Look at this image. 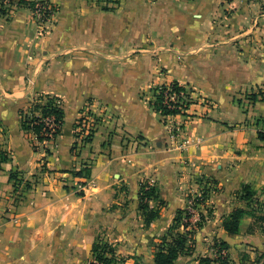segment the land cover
I'll return each mask as SVG.
<instances>
[{"label": "crops", "instance_id": "obj_1", "mask_svg": "<svg viewBox=\"0 0 264 264\" xmlns=\"http://www.w3.org/2000/svg\"><path fill=\"white\" fill-rule=\"evenodd\" d=\"M50 1L59 10L46 36L28 7L0 14V149L10 155L0 166V264H41L43 248L74 246L121 184L136 198L143 182L158 187L166 202L158 229L184 206L196 173L224 185L220 198L264 186V141L253 122L264 100L244 98L264 86V0H120L114 10ZM173 80L219 105L206 118L192 103L194 116L168 117L186 129V148L143 96ZM41 93L60 97L65 112L50 152L35 150L21 126V112ZM81 114L98 118L83 146ZM198 133L207 140L195 143ZM85 166L95 184L81 190L87 177L75 173ZM12 170L31 188L15 191Z\"/></svg>", "mask_w": 264, "mask_h": 264}, {"label": "rangeland", "instance_id": "obj_2", "mask_svg": "<svg viewBox=\"0 0 264 264\" xmlns=\"http://www.w3.org/2000/svg\"><path fill=\"white\" fill-rule=\"evenodd\" d=\"M93 1L97 2L96 0ZM56 13L51 17L52 22H45L41 15L34 14L32 11L31 19L33 22H31L35 25L38 35L46 36L51 31ZM156 86L160 85L151 86L149 93H144L143 96L147 100L151 97V89ZM193 89L190 95L194 101L192 104H196L193 107L197 106L199 109L195 115L206 118L208 117V113L211 110L217 109L219 105L205 95L199 94L197 89ZM255 90L257 91L254 92L258 93L261 97L260 99L264 100V86ZM33 95L32 101L30 98L31 107H33V104L37 100L41 101L39 97L42 93ZM244 98L246 100L251 99L250 93L246 94ZM237 100L238 104L241 105L242 99L239 98ZM187 115L194 116V113ZM168 117L163 116V120H171L170 128L172 134L186 148L187 142L190 140L186 137V129L182 124H173V120ZM90 120L93 123V121H98V118L93 116ZM253 122L259 125V127H263L264 115L255 118ZM195 137V143L197 144H201L207 140L204 139L205 137L202 133H198ZM178 147L181 148L179 145ZM42 148L44 150L43 146ZM75 148L78 149V147ZM83 168H89V166L82 167L81 169ZM143 183H148V181ZM251 185L255 191V195L251 201L243 200L240 197L242 186L233 195L235 198H225L226 195L220 198L217 197V194L224 192V185L213 175L206 174L205 172L196 173L194 178H191L190 183L186 185L184 206L176 210L173 219L170 217L165 227L158 229L155 228L156 223L154 222L157 218L149 225L145 224V215L144 211L139 207L138 196L136 198L125 185L121 184L117 187L115 201L105 208L103 215L95 218L98 220V226H91L89 232H82L79 238L77 237V240H73L74 246L72 247L43 248L41 250V264H55V254L57 256L56 264H91L93 260L92 246L98 236L111 242L117 248L118 255L115 259H112V264H156L154 253L158 245L165 240V236L170 241L172 240V235L184 233L187 229L184 225L185 223H190L188 229L194 231L193 242H191L193 250L191 254H181L174 264H196L197 261L194 257L199 255L216 257L215 253L218 249V244L216 243L218 240H226L230 243L229 253L232 260L229 264H264V228L257 227L256 233L248 232L249 225L254 220L253 217L250 215L244 217L240 232L237 234L227 232L223 225L224 218L238 207H243L250 211L253 209L258 214H264V186L256 187L254 184ZM200 196L202 198L205 197L204 201L196 203V197ZM165 203L155 202L153 206H166ZM232 207L233 209L230 212H224L230 210ZM203 215H205L204 225L194 229V226L201 221ZM177 217L178 219L175 220ZM153 222L154 224H152ZM259 225L261 224L258 223ZM57 236L59 238L60 233Z\"/></svg>", "mask_w": 264, "mask_h": 264}, {"label": "trees", "instance_id": "obj_3", "mask_svg": "<svg viewBox=\"0 0 264 264\" xmlns=\"http://www.w3.org/2000/svg\"><path fill=\"white\" fill-rule=\"evenodd\" d=\"M97 5L103 10H114L119 4L120 0H96ZM20 7L30 8L34 14L41 12L43 20L45 22H52V15L55 14L59 7L57 4L50 0H0V14L9 15L13 10ZM194 89L188 84L181 83L178 80H173L170 83L162 84L160 86L153 87L151 89V97L149 102L155 111L159 112L162 116H171L177 114H188L191 103L193 102L191 91ZM262 92V91H261ZM175 96V99L172 98ZM250 97L253 100H257L259 95L257 92H251ZM39 100L33 104V107L29 111L23 110L21 112V126L31 138L33 147L35 150H39L41 146L40 142L44 140H54L61 133V128L64 122V108L60 97L42 94ZM46 117H53L55 123V130L50 133V127L46 123ZM85 115L81 114L78 119L77 126L82 122ZM167 119H164L166 122ZM259 121V120H258ZM258 135L261 140L264 141V126L258 129ZM46 152H50V148L47 145H43ZM10 158L7 150L0 149V166L3 162L8 161ZM76 175L81 177H90V168H83L78 170ZM10 179L13 181L15 191H19L20 186L24 189H29L32 186V181L25 179L20 171L12 170L10 172ZM255 195V191L251 184H244L240 190V197L243 200L251 201ZM139 207L144 211L145 224L149 225L153 220L158 218L161 213V206H152L151 201L165 202L161 197L158 187L148 183H142L138 190ZM205 197H196V203L203 202ZM264 203V201H263ZM250 206V205H249ZM248 206V207H249ZM181 212V211H180ZM180 214V213H179ZM246 215H250L254 218L248 228L249 233H255L257 227L264 228V214H258L256 210H249L243 207L234 209L224 218V228L231 234H237L240 232V227L243 219ZM178 219L175 218V220ZM205 215L202 216L194 229L200 228L204 225ZM258 223L261 225L258 226ZM187 228L184 233L172 235V240H168V237H164V241L158 245L154 253V259L156 264H174L178 257L183 253H192V244L194 238V231L188 229L190 223H185ZM218 249L216 251V257L211 256H196V264H229L232 260L229 253L230 243L226 240H218ZM93 260L91 264H112V259H115L118 255L117 248L107 240L100 238L95 239L92 246ZM124 258V257H123Z\"/></svg>", "mask_w": 264, "mask_h": 264}, {"label": "built area", "instance_id": "obj_4", "mask_svg": "<svg viewBox=\"0 0 264 264\" xmlns=\"http://www.w3.org/2000/svg\"><path fill=\"white\" fill-rule=\"evenodd\" d=\"M36 13H37V15L39 14V15H41V17H43L41 12H37L36 11ZM172 98L175 99V96H172ZM91 117H93V116L88 115L87 117H84L82 122L79 123V125L77 127V132H78V135H79L78 136V144L79 145L86 144L87 142H89V140L93 136L96 122L93 121V123H92V121L90 120ZM45 121L50 127V133H53V131L55 130L54 129L55 128V123H54L53 117H46ZM50 141H52V140L51 139L44 140L43 142H40L39 145L42 147L44 144L47 145ZM94 184H95V182H94L93 179L86 178L83 182H81L79 184V188L81 190H85L89 186L94 185ZM148 184H150V183H148Z\"/></svg>", "mask_w": 264, "mask_h": 264}]
</instances>
